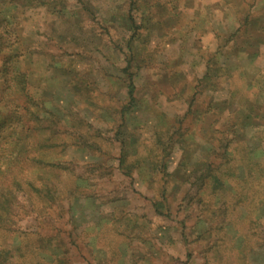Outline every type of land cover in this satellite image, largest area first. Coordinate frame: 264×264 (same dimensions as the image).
I'll list each match as a JSON object with an SVG mask.
<instances>
[{
	"label": "rangeland",
	"instance_id": "374dc122",
	"mask_svg": "<svg viewBox=\"0 0 264 264\" xmlns=\"http://www.w3.org/2000/svg\"><path fill=\"white\" fill-rule=\"evenodd\" d=\"M66 1L16 30L24 92L3 93L0 55V119L36 160L14 228L53 264H264V0H135L137 28L125 0ZM204 161L224 174L200 191Z\"/></svg>",
	"mask_w": 264,
	"mask_h": 264
},
{
	"label": "trees",
	"instance_id": "16d2710c",
	"mask_svg": "<svg viewBox=\"0 0 264 264\" xmlns=\"http://www.w3.org/2000/svg\"><path fill=\"white\" fill-rule=\"evenodd\" d=\"M125 1L126 5L130 7L129 11L131 14L129 18L131 19V25L137 28V26H140V23L137 25L138 22H136V18L139 19L141 9L137 6L135 0ZM68 5L69 3H67L66 0H0V55L4 57L1 69V76L4 80L2 88L4 94L11 95L14 91L19 90L20 92H24L25 90L23 82L25 76H23L20 70L17 60L19 54L15 48L19 40L16 42L13 38L17 28H22L23 24L28 21L29 17L27 13L31 10L43 8L47 11H51L52 14H61L60 9L62 8L68 11L71 10L70 5L69 7ZM126 57H130V55ZM127 67L121 70V73L127 74ZM205 69L202 83L211 85V87H216L214 86V81L217 80L219 62L211 59L207 62ZM202 79L199 81L201 82ZM13 88H15V90ZM127 88L130 102L124 105L121 111H119L123 119L125 118L124 113L128 109L134 108V111L138 110V103L133 97V84L130 83ZM1 101L4 102V106H8V101L6 99H2ZM192 103L194 106L197 104L196 101ZM192 112L193 110L190 107L187 114ZM119 113L117 115H119ZM17 117L15 122H13L10 115L2 114V118L0 119V264H53L54 262L52 263V261L48 260L49 258L45 254L43 246L39 244L38 237L32 239L29 235L19 234L18 230L14 228L15 224L13 223V217L15 216V208H18L17 201L21 199L19 195L23 197L27 196L24 190V184L21 182L23 179L22 175L25 172L23 163L25 161L30 163L36 161L35 159H31L29 155L24 154L26 152V137L30 136V130L26 127V123L22 117ZM25 133H27L26 136H24ZM212 149L213 146L209 145L207 157H209ZM40 161L43 162V160ZM203 164L207 165L205 170L200 169L194 171L195 174L200 175L195 179V182L198 183L199 186L198 190L200 191H206L208 189V181L210 180L220 183L222 181L221 178H223L221 174H224L223 169L221 171L220 168L212 167V162L208 163L204 161ZM228 174L227 176H229ZM8 179L9 183L6 184ZM163 180L164 185H166L168 179L166 178ZM26 184L30 186L31 189L29 191L32 190L37 199L38 197L40 200L44 198L43 195L39 194L47 190L48 187L45 183L38 185L34 182L31 184L26 180ZM192 185L195 184L193 183ZM163 192H165V190H163ZM240 195L241 192L237 191L235 195L236 199L240 197ZM199 199L202 201V196H200ZM154 208L156 211H159V209L162 211L166 209L160 202H156ZM226 225H230V223ZM252 226L250 231L253 230V234H255V229L258 227V224L255 223ZM220 238L224 241V237L218 238V236H216V239L220 240ZM214 246L215 248L217 247V242Z\"/></svg>",
	"mask_w": 264,
	"mask_h": 264
}]
</instances>
